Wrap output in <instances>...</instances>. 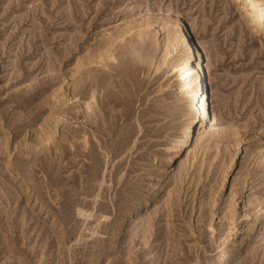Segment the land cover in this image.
I'll use <instances>...</instances> for the list:
<instances>
[{"label": "rangeland", "instance_id": "obj_1", "mask_svg": "<svg viewBox=\"0 0 264 264\" xmlns=\"http://www.w3.org/2000/svg\"><path fill=\"white\" fill-rule=\"evenodd\" d=\"M243 1L0 0V264H264V24ZM174 16L213 100L177 174L194 113Z\"/></svg>", "mask_w": 264, "mask_h": 264}, {"label": "bare ground", "instance_id": "obj_2", "mask_svg": "<svg viewBox=\"0 0 264 264\" xmlns=\"http://www.w3.org/2000/svg\"><path fill=\"white\" fill-rule=\"evenodd\" d=\"M244 1L242 2L241 7L245 6L247 8V17L242 16V20L245 22V24L250 25L253 28L261 27V25L264 24V0ZM173 22L175 27L181 33V36L183 37V45L186 47V51L184 54L185 58L183 59L182 65L180 67L182 71L179 74L183 78H191L190 89L187 97L189 99L188 101L190 103L191 109L194 113L192 118L186 124L184 123L185 125H183L180 134L173 139L171 145L168 147L170 153L166 157V161L169 164L171 163V172L173 174H177L184 166L185 161L192 155L194 146L200 140L202 134L206 130L205 121L206 118L210 117L213 100L212 93L210 91L211 76L208 70V62L204 58L203 46H201L200 41L195 38L194 30L189 22L179 16H174ZM145 25L148 26L150 24ZM102 53L104 55L105 52ZM184 68H186L187 70L184 71ZM192 126H194L193 130H191ZM167 168L162 170L159 175L152 177L151 183H149L147 187L140 193L138 192L139 194L135 197V199H133L134 201L132 202L130 207L133 211L138 209L143 203H147L148 198H150L151 196L155 198L158 195V190L161 187L159 182L164 173L168 171ZM155 201L154 203L150 204V208H157V203ZM258 215H260L261 217V212H259ZM139 221L140 215L138 211L133 214L129 212L128 215H126L123 220L120 221V225H124L126 227L123 230V234L121 235L125 237L127 234H129V232L135 228ZM250 227L251 225H249L248 229ZM243 239L244 238H242L241 240L236 239L233 244L234 248L238 247ZM223 256L219 258L222 261L224 260Z\"/></svg>", "mask_w": 264, "mask_h": 264}]
</instances>
